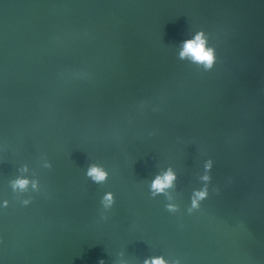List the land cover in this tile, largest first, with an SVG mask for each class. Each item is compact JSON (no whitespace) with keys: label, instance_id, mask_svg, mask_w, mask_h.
<instances>
[{"label":"water","instance_id":"95a60500","mask_svg":"<svg viewBox=\"0 0 264 264\" xmlns=\"http://www.w3.org/2000/svg\"><path fill=\"white\" fill-rule=\"evenodd\" d=\"M157 256L264 264V0H0V264Z\"/></svg>","mask_w":264,"mask_h":264},{"label":"clouds","instance_id":"9594fccd","mask_svg":"<svg viewBox=\"0 0 264 264\" xmlns=\"http://www.w3.org/2000/svg\"><path fill=\"white\" fill-rule=\"evenodd\" d=\"M181 59L185 57H190L191 60L198 64H203L206 70L211 69L213 63L215 62L214 51L212 48L206 47V40L204 38L203 32H197L192 39L184 40L182 42V49L179 53ZM44 167L50 168L51 165L47 161L44 164ZM211 167V161L206 163L205 168L209 169ZM24 170L27 168L25 166ZM86 177H88L92 182L96 184H102L108 179V171L105 170L103 165L97 163H91L88 165L86 172ZM176 179L175 175L171 171V169L167 170L162 176L157 175L151 182L150 185V194L154 197L157 194H161L165 189L171 187L173 185V181ZM205 181L209 180V177L205 175L202 177ZM13 189L19 188L20 190H25L29 185L30 181L27 178L18 177L14 181L11 182ZM32 187L35 189L37 182L31 181ZM208 196L207 187L204 189L197 191L194 193V198L191 202V208L188 209V212L191 213L192 209L198 208V201L204 200ZM29 201H23L24 205H27ZM115 203L114 196L111 192H105L101 198L100 204L103 210L108 211ZM5 206H7V202H5ZM165 208L170 213L177 212L178 206L173 204H166ZM101 218L105 217L103 214ZM99 264H104L103 260L99 261ZM144 264H168L167 261L163 257L157 256L150 259H146ZM174 264H179V261H175Z\"/></svg>","mask_w":264,"mask_h":264}]
</instances>
